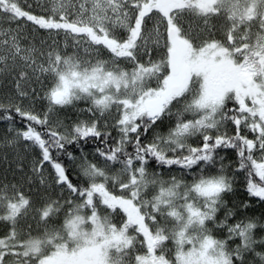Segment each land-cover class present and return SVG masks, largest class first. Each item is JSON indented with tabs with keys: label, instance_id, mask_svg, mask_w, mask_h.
I'll return each mask as SVG.
<instances>
[{
	"label": "snow or ice",
	"instance_id": "snow-or-ice-1",
	"mask_svg": "<svg viewBox=\"0 0 264 264\" xmlns=\"http://www.w3.org/2000/svg\"><path fill=\"white\" fill-rule=\"evenodd\" d=\"M77 2L60 0L48 12L34 14L31 4L25 8L12 0V20L30 22L33 32L46 31L51 44L41 37L39 48L22 46L19 35L0 29V65L19 67V98L37 95L35 89L29 91L30 85L43 88V81L51 80L45 90L51 104L87 98L94 106L89 109L93 120L68 128L50 118L51 107L41 114L19 104H0V120L11 122L15 115L27 121L23 131L11 123L9 131L39 149L31 180L47 191L50 178L68 193L63 204L51 197L38 204L22 186L0 184V264H250L248 256L251 264H264V251L256 250L257 245L264 248V238L257 241L253 235L256 223L229 224L234 215L230 210L217 221L225 203L222 194L233 190L232 179L200 167L191 184H183L178 211L174 199L181 182L147 172L151 160L192 173L194 166L214 165L218 149H235L239 165L233 175L244 171L249 196L264 201V12L257 11L264 0H92L91 16H86L87 0L78 8ZM8 4L0 0V13L8 11ZM222 14L225 23L218 30L213 19ZM252 21L258 25L256 32L239 29L245 22L254 27ZM194 29L204 34L196 46L188 42ZM61 32L65 38L72 35L78 49L86 45L85 52L99 55V49L106 50L110 60L84 66L76 55L60 50L55 37ZM153 46L162 47L163 55L145 62ZM122 63L131 70L121 68ZM113 106L115 137L108 124L102 131L95 117L97 110L102 116ZM173 107L178 109L176 122L167 136L155 134L147 141L149 130L171 115ZM186 113L192 118L184 119ZM194 136L200 137L197 146L188 143ZM89 138L102 145L96 147L97 156L121 167L109 175L84 158L81 170L88 183L74 184L52 153L72 159L66 146ZM45 164L52 169L50 177L45 176ZM149 184L160 186L152 199L142 195ZM61 210L65 219L60 227H49ZM29 219L43 225L39 236L32 235ZM209 222L240 243L228 248L227 240L213 238Z\"/></svg>",
	"mask_w": 264,
	"mask_h": 264
},
{
	"label": "trees",
	"instance_id": "trees-1",
	"mask_svg": "<svg viewBox=\"0 0 264 264\" xmlns=\"http://www.w3.org/2000/svg\"><path fill=\"white\" fill-rule=\"evenodd\" d=\"M28 4H31L33 6L32 11L34 12V14H40L42 12H48V11H44V9L42 7H40L38 5V3L35 2L34 0L22 1L20 3V6L26 8V6ZM5 6L8 10L11 9L10 4L5 5ZM0 104H4L6 107L8 105H16L15 103L10 102V101H3V102L0 101ZM228 106L229 107L233 106L231 101H229ZM3 114L4 113L2 111H0V116H2ZM56 114H58V117L56 116ZM67 116L68 115L65 113L60 114L59 112L58 113L50 112V118L53 121L58 120L59 122H61V124L63 126L71 128L78 121H73L72 118H71V120L66 121ZM183 118L184 119H191L192 117L183 116ZM80 121H86V120L81 119ZM1 122H9V121L0 120V123ZM175 122H176V116H174V115L171 118L164 119V120H162V122H160L162 128L164 127V130L162 131V134L164 136H167L169 130L174 126ZM9 123H12L15 126H18L17 127L18 131H23L24 125L27 123V121L21 120L19 117L13 115V120ZM108 125H109V128L107 130L111 131L112 135L114 137L117 136L116 130L111 127L112 124L110 123ZM37 128H38V130H40L39 126H37ZM60 130L64 131V127H61ZM101 130L102 131L105 130L104 127L101 128ZM226 130L231 134L232 125L228 124L226 126ZM149 133H150V130H149L147 137H146L147 141L151 140V138L150 139L148 138ZM199 140H200V137H198V136L190 137L188 140V143L192 144L193 146H197ZM27 142L30 143L29 148L24 149V147H18V149H20V150L24 149V151H22L23 155H20V154L15 155L14 156L15 158H9L8 161L6 162L8 166L14 162V164L9 166L11 168V171H12L11 175H15L16 172H28L29 173V171L31 169L32 161L34 159H36L39 155L38 147L33 146L32 142H30V141H27ZM10 146H12L13 148H16L15 145H10ZM97 146H102V145H100V141L89 138L87 140V142L81 141L78 144L73 143V144H69L66 146V152L73 153L72 159H69L66 153L57 154L55 151H53L52 154L54 157H56L59 160L60 163H62V165L65 166V168H66V170L70 176V179L72 180V182L74 184L79 183L80 185H85L86 183H88V180H87V178L82 177L81 173L77 172V170H76L77 163H75V158L77 157V154H79L80 152H83V151L96 153L95 150H96ZM1 149H2V147L0 148V163H3L1 161V157H2L1 156L2 155ZM129 150H131L130 146H129ZM6 151L7 152H5L3 154L7 155L8 154L7 148H6ZM217 153H218V155L216 157V163L214 165H211V166H204V165L194 166L192 173H189L188 170L181 169L177 165H173L169 168L168 166L157 165L154 161H151V160L149 161V165L152 167V169H154L158 172L164 173L167 176L166 178H169L168 182L171 181L172 177H176L177 180L181 182V188L183 187V184H191L192 179H193V174L199 172L200 167H205V170L209 171L213 175L223 174L226 177L232 179L233 180V183H232V189L233 190L231 192H225L222 194V198H223V201L225 203L221 204L220 208L218 209V211L216 213L217 221L223 220L225 217V211L230 210L232 213H234V215H232L228 219V223L229 224H235V223L241 222V221H243L245 223H247L249 221L256 223L258 225V227L256 229H254L253 235H254V238L257 241H259L260 239L264 238V227H260L261 225H264V206H263L264 201H260L259 198H257V197L249 196V194L246 191L247 182L245 179L246 173L244 171H241L240 173L233 175L236 172V169L238 168V165H239V157L237 156L235 149H218ZM5 157H10V156L8 154V156H5ZM90 157H92V156H90ZM220 157H223V160H220ZM10 161H11V164H10ZM87 161L92 162V163L97 162V161H95V159L93 157L87 158ZM110 163H115V162H110ZM24 164H27V166L29 164L28 169L23 170V171H19L17 168H19V166H22V165H23L22 168H24ZM221 164H223V169H221ZM44 168H46L47 170L50 169L52 171L51 167L48 164H45ZM11 177L12 178L0 177V180H2L3 184H6V183H9V184L13 183L14 184L15 183L16 185L22 186L24 188L25 193H29L31 196V199L33 201H36L38 204H39V202L47 199L48 197H51V199H53V200H59L60 203L63 204L64 203L63 197L68 196V193L65 190L61 189L58 185L51 184L49 187H47V191H45V187L44 188H38V187L32 188V186L25 184L26 177H22L21 175L11 176ZM252 178L257 183H259L258 177L253 176ZM167 186L171 187V184L168 183ZM156 195H158V194H156ZM150 199H151V197H150ZM77 203H79V201H77ZM245 204H247V207L244 206ZM83 211L84 210H82V213H83ZM64 219H65V212L63 210H61L57 215H54L52 217V219L49 222V227H57V228L60 227V225L62 224ZM28 224L32 228V235L33 236H39L41 229L43 228V225H38L37 223L33 222L31 219H29ZM208 227L211 230V234L213 235V238L219 239V240H227V247L228 248H235V246L240 243L239 238H233V239L229 240L226 229L217 228L211 222L208 223ZM0 231H3V226H0ZM25 231H27L26 227H25ZM186 250H187V248H186ZM256 250L257 251H264V248H261L259 245H257ZM247 259L249 260V262L251 264L252 257L248 256Z\"/></svg>",
	"mask_w": 264,
	"mask_h": 264
},
{
	"label": "rangeland",
	"instance_id": "rangeland-1",
	"mask_svg": "<svg viewBox=\"0 0 264 264\" xmlns=\"http://www.w3.org/2000/svg\"><path fill=\"white\" fill-rule=\"evenodd\" d=\"M12 2V0H9ZM35 2L38 3L40 7L44 9V11H48L53 7V3L55 2L56 5H59L60 0H34ZM79 2H84V0H78L76 3V7H79ZM92 0H87L85 3V8L87 9L86 16H91L92 11ZM75 11V10H73ZM0 15H3L2 13ZM213 23L216 26V29H218V24L216 23V17L213 19ZM195 26V22H193ZM149 27H152L150 24ZM19 28V32H17V29ZM0 29H11L12 31L9 33V35H19L21 42L25 45L22 44V46H26L27 44H35L37 48L40 47V38L44 37L45 40L49 44L52 43L51 40H48V34L44 30H40L38 32H33L32 30V25L30 22H26L23 19H18V20H12L11 16L9 17H1L0 16ZM116 31L118 33H123L122 29L117 28ZM255 31V30H254ZM35 36V40L32 39V37ZM189 44L192 46H196L197 44L200 43L201 39L204 38V34L200 33L197 29H194L193 32L189 33ZM56 40L59 43V48L62 52L67 53L68 55H76L78 57V62H81L84 66H87L89 64H95L96 61L99 60H104L108 61L110 60V56L107 53L106 50L99 49V55H97L96 51L89 50L88 52H85V47L86 45L81 46L79 49L76 47L75 42L73 41L72 35H68L67 38H65V35L63 32H61L58 36L55 37ZM11 44V40H9V45ZM163 55V49L162 47H151L150 49V56H145L143 59L146 62L149 58H151L153 61H159L161 56ZM9 64H11V61H9ZM17 65L21 64V61L17 59L16 61ZM121 68H124L125 70H131V66L127 65L126 63H122L120 65ZM19 67L17 68H8L4 69L3 65H0V101H10L15 104H19L22 107L25 108H31L34 112L36 113H43L48 111L49 107H51L52 111L51 112H56V113H65L68 116L66 117V121L72 120L73 121H80L81 119H85L86 121L93 120L94 119V114L92 111H89V109H93L94 106L91 102V99L87 98H82L79 100H73L71 104L68 105H55L51 104L50 101L47 99L45 95V90L47 89L48 85L51 83V80H44L43 81V88L41 87L40 84L33 83L30 85L29 91L31 89H35L37 95L31 96L30 98H19L18 97V92H17V78L16 75L19 72ZM162 74H166V70L162 72ZM152 85L155 86V81L153 80ZM83 95V94H82ZM177 107H173L172 114L169 116L164 117V119L171 118L173 115L176 116L177 112ZM58 117V114H56ZM117 116L115 107L113 106L112 108L108 109L107 111L104 112V114L101 116L100 112L97 110L95 112V117H99L98 124L100 128H103L105 124H113L115 118ZM184 116L192 117L191 114H184ZM53 117V116H52ZM16 130V129H15ZM164 130V127L162 128L161 123L158 122V126H155L153 129H150V133L148 138L152 139L155 134L162 135V131ZM10 145H15L16 148H13ZM23 145L19 143V138L16 137L15 131H9L7 130L6 134H0V148L1 149V161L3 163H0V177L6 178H12L11 176H19L21 175L22 177H28L29 181H25V184L32 186L33 187H38V188H44V185L39 184L38 182L32 181V172L31 169L28 172H16L15 175H11L12 171L9 166L14 164V162L11 165H7V161L9 158H15V155H23L22 151L24 149L20 150L18 147H22ZM6 148L8 150V154L10 157H5L8 156L3 154L6 151ZM92 156L96 162L97 165H99L101 168L106 170L109 175L114 174L115 172H118L120 170V164L117 163H110L105 161L96 155L95 152H87L83 151L77 154V157L75 158V163H77L76 170L78 173H81L82 175V170H81V164L84 162V158H92ZM257 158H259V153H256ZM6 163V164H5ZM19 166V165H18ZM29 166V164H28ZM27 164L19 166L17 168L19 171L27 170L28 169ZM50 170V169H49ZM47 170L44 168L45 176L50 177V174L52 171ZM147 172L149 175L151 174H156L159 178L163 179L164 181L168 182L169 178H166L167 176L164 173L158 172L148 164L147 166ZM11 175V176H10ZM82 177H84L82 175ZM86 178V177H84ZM0 184H3L2 180H0ZM13 184V183H11ZM15 184V183H14ZM52 183L51 179L49 178V182L47 187H49ZM160 186L158 184L153 185L149 184L146 189L142 192V195L146 199H151L156 195L159 194L160 191ZM118 191V189L116 190ZM183 191V187L180 189H177V197L174 199V203L177 205V210H180V205L182 201L180 200L179 196L180 193ZM264 206V205H263ZM101 213H103V206H101L100 209ZM114 221H118L119 217H113ZM190 247V246H189Z\"/></svg>",
	"mask_w": 264,
	"mask_h": 264
},
{
	"label": "flooded vegetation",
	"instance_id": "flooded-vegetation-1",
	"mask_svg": "<svg viewBox=\"0 0 264 264\" xmlns=\"http://www.w3.org/2000/svg\"><path fill=\"white\" fill-rule=\"evenodd\" d=\"M258 12H264V6H261L259 9H257ZM216 23L218 24V30L221 29L225 23V15L222 14L219 17H216ZM249 22H245V23H241L239 24V29L241 31H245V32H256L258 25L256 24L255 21H252L250 23H252L254 25V27L249 28L248 25ZM255 30V31H254ZM260 34L264 35V32H261ZM255 41L253 40V43Z\"/></svg>",
	"mask_w": 264,
	"mask_h": 264
},
{
	"label": "bare ground",
	"instance_id": "bare-ground-1",
	"mask_svg": "<svg viewBox=\"0 0 264 264\" xmlns=\"http://www.w3.org/2000/svg\"><path fill=\"white\" fill-rule=\"evenodd\" d=\"M3 15H9V13L3 14ZM9 124H10L9 122H1L0 123V134L1 135L7 133V130L9 129ZM12 126H13L14 129H16L18 131V129H17L18 126H15L14 124H12ZM19 143H21L23 145L22 147H24V149L29 148V144L30 143H28L27 141L23 140L22 138H19Z\"/></svg>",
	"mask_w": 264,
	"mask_h": 264
}]
</instances>
